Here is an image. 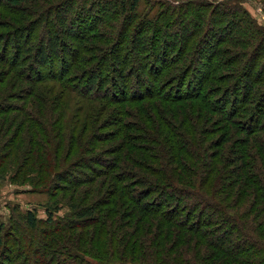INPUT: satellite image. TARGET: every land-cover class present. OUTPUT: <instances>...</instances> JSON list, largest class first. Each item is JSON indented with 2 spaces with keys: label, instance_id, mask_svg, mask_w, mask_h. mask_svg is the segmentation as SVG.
<instances>
[{
  "label": "trees",
  "instance_id": "trees-1",
  "mask_svg": "<svg viewBox=\"0 0 264 264\" xmlns=\"http://www.w3.org/2000/svg\"><path fill=\"white\" fill-rule=\"evenodd\" d=\"M91 1L93 7H99L98 13L92 17L93 21L88 27L89 32L84 35L77 33L78 27L74 26L76 22L71 21L68 28L64 25L65 13L74 15L77 21L82 22L79 14L77 12V15L75 14L70 0L64 1L62 8L57 6L46 16L36 18L32 22L22 21L24 24L14 29L17 35L20 34L16 38H10L13 34H0V61L31 84L27 96L25 98L23 96L21 100L28 103V98L33 95L27 107L23 105L14 109L12 104H8L3 108L0 107V115L19 111L18 127L22 130L25 128L23 141L29 150L34 145L33 147L47 153L46 158L42 155L37 157L39 167L36 171H43L44 168L49 167V164L53 166L62 162L59 159L58 150L66 139L63 130L68 128L73 131L78 124L76 118L78 112L68 113V102L65 101V105L62 106V102L58 101L59 104H57L56 101L47 100L40 95L44 94V91L37 90L36 85L56 80L60 84L77 81L80 87L83 82L84 89L77 88L78 90L74 91L87 102L105 101V93L100 96L98 89L108 83L113 92H117L116 89L121 92L119 98L115 94L108 97L114 103L122 101L120 99L124 98L123 94L127 89L126 85L118 86L119 84L117 85L113 78H102L97 69L85 70L83 66L90 65L89 61H93L92 57L101 51L97 43L101 40L98 37L99 34L102 37L114 35L111 46L117 48L119 47L116 44L125 41L127 32L121 34V31H127V29H121L114 22L109 24L106 20L112 21L122 14L131 21V13H136L139 0H116L114 4L119 11L111 5L109 12L106 11L107 2L99 1L100 5H94V0ZM229 5L217 4L216 8L210 7L212 10L210 13L230 17L228 21L235 20V23L231 25V28H227L229 24L227 22L225 27L217 26L212 29V20H210L208 26L210 38L201 47L193 50L190 57L192 61L187 62L189 71L195 69L190 82L196 87V92H191L192 89L188 88L187 97L198 96L201 100H205L206 95L202 98L200 92L212 79L210 75L213 69L225 63L221 61L218 67L213 65V61L222 55L217 47L225 41L223 37L228 35V38L232 39L228 43L235 45L234 47L243 48L242 44L245 41V43L253 44L255 36L257 40L264 34V28L255 26L245 10L234 5L229 7ZM164 9H167V12L172 11L168 7ZM183 10L185 13L188 10L191 12V9L186 6L181 8V12ZM52 17L56 18L57 24L51 19ZM92 23H96L93 28H91ZM59 25L62 29L66 28L65 33H62ZM105 25L106 28L103 29ZM143 25H148V22L145 20ZM40 26H42L41 33L46 32V37L36 42L34 29ZM54 27L56 31L52 30ZM0 28L8 29L9 26L6 22H0ZM100 29L104 30V35L99 32ZM109 30L114 32L110 33ZM235 31L238 32L237 35L234 34ZM49 34H51L50 37ZM62 36L73 40L74 46L69 47V43L62 40ZM212 38L220 40L214 47L209 45ZM263 40L264 37L261 41L259 40L258 45L254 44V46L257 48L261 43L260 46L264 47ZM207 45L211 47V52L207 50L201 54L202 47ZM9 49L12 50V54L8 57L5 54L10 51ZM139 50L143 49L137 38L133 36L130 51H135L137 54ZM63 52L73 54L70 61H66L61 55ZM85 54L91 58H86ZM245 56L247 55L241 54V61H244ZM200 58L205 60V70L199 63ZM54 59L56 60L53 64ZM248 60L250 64L246 70L249 72H243L241 80L236 81L237 83L230 88H218L213 94L218 96L216 98L221 103L218 113L222 114L224 120H229V123L238 131L245 130L242 138H233L231 131L225 128L223 140L220 143L221 148H224L227 141L231 142L232 138L237 141V145L228 147L227 152L220 156L224 163L217 176L216 163L211 160V157L200 153L201 139L197 141L198 156H195L198 158V169H200L197 180L196 177L193 179L189 176L191 172H195L189 169L191 166L183 168L181 161L178 163L175 160L174 152L178 144L170 142L168 138V134L174 130L167 127L164 129L162 127L164 122L157 121L158 123L154 125L156 132L158 134L166 132L165 141L162 142L157 136L151 135L152 131L137 127L135 130L141 134L137 136L123 134L125 142L123 147L127 145L132 153L127 151L124 154L121 148L117 152L119 156L115 157V162L102 158L98 156L99 153H96L90 156H79L76 161L78 164L72 165H75L78 170L69 166L67 170L59 172L61 167L58 166V170L50 175L52 176L50 183L45 187L57 182L63 183L62 190L72 188L77 191L85 184L87 188L81 190V198L78 201L70 200L69 211L59 219L54 214L57 210L51 207L46 208L47 218L44 220L38 219L34 210L17 213V217L23 220L27 230H23V227L17 223L11 226L17 231L19 237L15 241L16 250H11L16 253L15 259L20 255V258L25 256V259L28 261L30 259L34 264H48L51 260L54 264H264V138H262L264 135L259 137L264 134V87L258 85L264 84V62L260 64V71L257 72L254 71L256 60L254 58ZM37 64L49 73L48 77L40 76L41 70L36 66ZM187 64L181 68L180 84H183L182 79L184 80L183 77L186 75ZM127 65L132 66L128 57L114 59L108 65L109 70L121 79L122 84H126L122 67L125 68ZM169 67L164 63L160 75L169 71ZM237 71H239L238 68L232 73L236 74ZM31 74L36 77L30 79ZM234 77L221 76L216 80L218 79L217 81L222 84ZM92 90L94 92H91ZM5 91H7L6 87L3 92ZM144 91L147 93L139 91V96L155 97L156 92L149 85L144 88ZM135 96L137 95L131 93L126 98L131 99ZM177 96H180L179 92ZM210 105L216 108L214 102ZM140 107L142 109L143 105ZM62 108L63 110H60ZM141 109L139 108L140 112ZM114 110L118 114V119L127 114L123 108ZM85 111L87 115L84 123H87L86 119L91 115L95 116L96 110L86 106ZM244 113L245 116L247 115L245 119ZM159 120H163L161 116ZM121 121L113 122L114 127L122 126L125 127L124 130H129L130 127H127L126 123L122 124ZM196 121H193L191 117V124L187 126V132L190 135L193 134L190 132L192 128L196 133H202ZM254 121H256L255 124ZM113 124L106 125L113 127ZM87 127L89 131L85 130L82 134L88 133L85 143L75 139L73 133L68 137L67 143L71 147L79 145L90 149L120 136L116 132L112 136L110 134L109 138L101 136L97 133L98 126L94 122ZM203 144L206 147L210 142H203ZM187 146L190 149L191 144ZM120 152L126 157V169L117 167L118 163L124 162L122 161L124 159L120 158ZM181 152H183L182 147ZM212 157H215V154ZM80 168L84 170H79ZM116 168L119 172H112ZM102 176H105V179L98 182V178ZM106 179L110 182L108 185H106ZM94 182L96 186L93 185ZM211 184L213 186H210ZM86 200H89L88 204H81ZM229 209H234L236 212ZM2 230L1 226L0 233ZM165 244L170 245L167 249H160ZM27 245L31 247L28 251L24 247ZM8 260L14 261L12 257L7 258Z\"/></svg>",
  "mask_w": 264,
  "mask_h": 264
},
{
  "label": "rangeland",
  "instance_id": "rangeland-1",
  "mask_svg": "<svg viewBox=\"0 0 264 264\" xmlns=\"http://www.w3.org/2000/svg\"><path fill=\"white\" fill-rule=\"evenodd\" d=\"M64 1L66 0H0V22H6L9 26L8 29L0 28V34H13L10 38L18 37L20 34L17 35L14 29L22 26L24 24L22 21L26 20L27 22H32L36 18L46 16L49 11L55 9L57 6L62 8L64 6ZM99 1L108 3V6L106 7L107 12L110 11L111 5L116 7L114 4L116 0H94L93 4L100 5L101 3H99ZM91 2V0H70V3L73 4L75 14L76 12L79 14L81 18L80 21L82 22L77 21L74 15L65 13L64 25L68 28V24H70L71 21H74L76 22L74 26H76V28L78 27L77 33L84 35L89 32V24L93 21L92 17L98 13L97 9L99 8L93 7ZM217 4H231L229 7L234 5L238 8H242L247 12L249 19L255 23V26L264 28V0H139L136 13H131V21H128L130 19L127 20L126 15L123 16L122 14H119L112 21H109L108 19L106 20L109 24L114 22L118 24L121 29H127V31H121V34L127 32L125 41L116 44L119 47L117 48L111 46L114 35H106L102 37V35L99 34L98 37H100L101 40L97 43L99 47H101V51H98V55L92 57L93 61H89L90 65L83 66L85 70L89 68L97 69L102 78L107 77L115 79L116 84H119L118 86L120 87H122L121 85H126L127 89L123 94L124 98L120 99L122 101L114 103L110 101L111 99L109 100L108 97L112 94H115L118 98L121 94L117 89V92H113L109 83L98 89L100 96L105 93V101L96 100L90 102L84 101L74 91H77V88L83 90V82H81L80 87L77 81L60 84L59 81L56 80L46 81L45 83L36 85L38 87L37 90L40 89V91H44V94L40 95L44 96L47 100L56 101L57 104L62 102V106L63 104L65 105L64 102L66 101L69 104V108H67L68 113L70 111L72 113L78 112L76 117L78 119V124L75 129L72 131L66 128V130H63L64 133L62 131L66 139L63 142L62 147L59 148V152L57 151L59 159L62 160L58 165L53 164V166H50L49 164V167L44 168L43 171H36L39 167V164H37V157L42 155L46 158L47 153L40 151L39 148L33 147L34 145H32V148L29 150V147L22 139L23 137L25 138V128L22 130L21 127H18L20 119L17 116L20 115L19 111L15 110L5 115H0V227L2 226L3 228L0 233V264H34L30 259L29 261L25 259V256L24 258H20V255L15 259L16 253L15 251H11L16 250L17 246L15 241L16 238H19L17 231L11 227L12 224L17 223L23 227V230H27L23 220L17 217V213L22 214L26 210H34L36 217L44 220L47 218L46 208L51 207L57 210L54 214L58 217L57 219H59V217H64L67 211H69L70 200L72 199V202L78 201V199L81 198V190L87 188V184H85L77 191L67 187H64L67 189L62 190L61 186L63 183L59 184L57 182H53L48 187H45L50 183L52 177H50V175L54 174L59 167H61L58 170L59 172L61 170H67L69 166L70 168L74 167L78 170L75 165H72L78 164L76 161L79 156H90L99 153L98 156H102V158L115 162V157L119 156V153L117 152L121 148H123L122 152L124 154L127 153V151L132 153L127 145L123 147V144H125L123 141V134L128 133L132 136L141 134L139 131L135 130L137 127H143L152 131L151 135L157 136L162 142L163 140L165 141L166 132L163 131L158 134L154 127L155 123L157 121H163L164 123L162 124V127L164 129L167 127V129L174 130L172 133L168 134V138L170 139V142L178 144L174 152L176 156L175 160L178 163L181 161L183 168L185 166H191V168H188L195 172H191L189 176L193 179L196 177L197 180L199 179L197 175L200 169H198V158H195V156H198L197 141L201 139L202 141L199 142L201 152L200 150L199 152L202 155L211 157V160L216 163L215 165L218 169L216 176L218 175V172L224 163V160L221 159L220 156L227 152L228 147L230 148L232 145H237V141H234L233 138H242L245 130L242 129L238 131L235 126L229 123V120H224L222 114L218 113V107L221 103L218 101V98H216L218 96L213 94L218 88H230V86H234V84L237 83L236 81L241 80L242 73L249 72L246 70L250 64L248 60L249 58H254L256 60L254 71H260V64L264 62V47H262V45L260 46V43L259 47L256 48L254 44L256 45L259 43L263 39L264 34L257 38V40L255 36L253 44L252 42L245 43V41L242 44L243 48L234 47L235 45L228 43V41L232 40L228 38V35L223 37L225 41L222 44H218L217 47V50H221L222 55L218 56L213 61V65L218 67L217 65L220 64L221 61H224L225 63L223 66L213 69V73L210 75L212 79L208 81V84L203 90L204 92H200L202 98H205L206 95L205 100H201L198 96L187 97L186 92L189 87L190 90L192 89L191 92H196V87H194L193 84L191 85L190 82L193 76L192 72L195 69L189 71V63L187 64V62L192 61L190 60V57L193 50L201 47L207 42L206 40L210 38L208 37L210 20H212V29H215L217 26L225 27L227 22H229L227 28H231V25L235 23V20L228 21L230 17L210 13L212 11L210 10V7L216 8ZM202 5L205 6L202 7ZM184 6L189 7L191 12L190 10L186 13L185 10L181 12V8L183 9ZM164 7H168L169 10L172 11L167 12L168 10L164 9ZM115 10L119 11L117 7ZM51 19L55 20L56 24L58 23L55 17H52ZM197 19L198 21H196ZM145 20L148 22V25H143ZM95 24L96 23H92L91 28H93ZM245 25L246 24H244V26ZM36 27L34 29V41L38 42L46 37V32L41 33L40 29L42 26L37 29ZM102 28H106V25ZM59 29L63 31L62 33H65L64 31L66 28L62 29L61 25H59ZM112 29L113 28H111V30ZM52 30L56 31L57 29L54 27ZM103 31L104 30L100 29L99 32L103 34ZM112 32L114 31H110V33ZM237 33L238 32L236 31L234 32L235 35H237ZM51 34H49V37ZM133 36L137 38L140 42V47L143 49L141 51L139 50V53L137 54L135 51H130ZM65 37L66 36H62V40L66 43L68 42L69 47L74 46V41L70 38L66 39ZM217 38H212L209 41V45L214 47L220 41ZM262 42L264 43V40ZM210 49L211 47L208 45L202 47L201 54H204ZM11 51L12 50L8 51L5 56L9 57L12 54ZM241 54H246L247 56L245 57L247 59L245 58L243 59L244 61H241ZM61 55L66 61H70L73 54L71 52H63ZM84 56H86V54ZM123 57H128L129 62L132 64V66L127 65L125 68L122 67L125 72L124 76L126 84H122L121 79H118L115 73L110 71L108 67L111 61L114 59L120 60ZM86 58H91V56H86ZM159 59L162 60L159 61ZM55 60L56 59L52 61L53 64L55 63ZM164 63H166L167 66H170V69L163 73V75H160ZM199 63L203 65V70H205L204 58H200ZM186 64V75L183 77L184 80L182 79L183 84H180L181 78L179 76L181 75V68ZM36 66L41 70L40 76L48 77L49 73L44 68H41V65L37 64ZM237 68L239 71H237L236 74L232 73ZM54 73L56 72L54 71ZM54 76H56V74ZM221 76L235 77L234 79H230V81L221 84L217 81L218 79L216 80V78ZM252 76L254 77V75ZM31 77L35 78L36 76L31 74L30 79ZM147 84L153 88L154 92H156L155 97L147 98L144 96V98L143 96H139V91L145 94L147 93L144 91V88L148 87ZM30 85L31 84L26 82V80L16 75V72L6 66L3 61H0V107L3 108L8 104H12L14 109H18L23 105L27 107L29 101L33 99V95L28 98V103L22 101L21 98L27 96L28 88L31 87ZM258 85L264 87V84L259 83ZM5 87L7 88V91L3 92ZM138 88H140L139 91ZM91 92H94V90ZM178 92L180 93V96H177ZM131 93H134L137 96L127 99L126 97ZM10 97H13V99H10ZM134 99L135 101H132ZM212 102H214L216 108L210 105ZM141 105H143L142 109L140 107ZM86 106L87 108L90 107L92 110H96L95 116L91 115L90 118L88 117L86 119V122L89 124L84 123L85 116L87 115L85 113ZM116 108H123L124 112H127V114L120 116L121 118L119 117L118 119V114H116V110H114ZM139 108L142 110L141 112L139 111ZM60 110H63V108ZM182 113H184V116H182ZM160 116L163 120H159ZM191 117L193 121L197 120L196 124L198 129H201V134L193 131L194 128L190 131L191 134L193 133L192 135L187 132V126L191 124ZM244 117H247V115L245 116V113L243 114V118ZM188 119L189 121H187ZM119 120H122V124L126 123V126L130 127V129L124 130L125 127L122 126L117 128L114 127L115 124H113V122ZM93 122L97 123V133L101 136L109 138V135L111 134L112 136L115 132L116 134L119 133L120 136L114 139L111 138L97 147L95 146L90 149H86L87 147L82 148V146L80 147L79 145L71 147V145L67 143V139L72 133L75 136V139H78L79 142L84 141L85 143L88 133L86 135L82 134L85 130L89 131V127L87 126ZM255 123L256 121H254V124ZM106 124H113V127H109L110 125ZM225 128H228L231 131L230 133L233 134V141H227L228 143L224 145V148H221L220 143L223 140V133L226 130ZM204 129L206 130L204 131ZM263 135L264 134H261L259 137L261 138ZM250 137H252V135H250ZM203 142H210V144L205 147ZM187 144H191L190 149H188L189 147ZM181 147L183 148V152H181ZM214 154L215 157H212ZM120 156L121 159H124L122 160L124 162L118 163L117 167L126 169V157L121 152ZM83 164H85V162ZM79 170L83 171L84 169L80 168ZM112 172L116 173L119 172V170L116 168L113 169ZM182 176L187 177V175L184 174H182ZM103 179H105V176L98 178V182ZM96 182H94L93 185L96 186ZM109 183L110 182L106 179V185ZM210 186L213 185L211 184ZM88 202L89 200H86L81 202V204L86 205ZM77 203L80 204V202ZM229 210L236 212L234 209ZM29 245L31 246V244ZM29 245L24 246L27 251L31 248ZM169 245L170 244L162 245L160 249H167ZM9 257H12L14 261H7V258ZM51 261H49L48 264H54V262Z\"/></svg>",
  "mask_w": 264,
  "mask_h": 264
}]
</instances>
